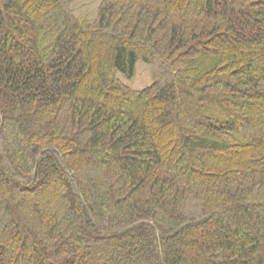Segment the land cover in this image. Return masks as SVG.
<instances>
[{
    "label": "trees",
    "instance_id": "1",
    "mask_svg": "<svg viewBox=\"0 0 264 264\" xmlns=\"http://www.w3.org/2000/svg\"><path fill=\"white\" fill-rule=\"evenodd\" d=\"M92 2L0 0V264H264V0Z\"/></svg>",
    "mask_w": 264,
    "mask_h": 264
},
{
    "label": "rangeland",
    "instance_id": "2",
    "mask_svg": "<svg viewBox=\"0 0 264 264\" xmlns=\"http://www.w3.org/2000/svg\"><path fill=\"white\" fill-rule=\"evenodd\" d=\"M83 1L86 3L92 2V0H83ZM95 1L96 0H93L92 3L94 4ZM91 7L92 6H90V4H88L87 8H91ZM120 77L123 79L124 82H126L127 84H129L133 88H140V87L145 86L148 83H150V81L152 79V68L148 64L144 63L143 61L138 60L136 63L135 74H134V77L132 79L126 80L122 76H120Z\"/></svg>",
    "mask_w": 264,
    "mask_h": 264
}]
</instances>
